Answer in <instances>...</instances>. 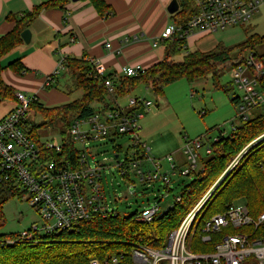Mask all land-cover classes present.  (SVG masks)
Instances as JSON below:
<instances>
[{"label":"built area","instance_id":"2783aa9c","mask_svg":"<svg viewBox=\"0 0 264 264\" xmlns=\"http://www.w3.org/2000/svg\"><path fill=\"white\" fill-rule=\"evenodd\" d=\"M263 6L264 0H196L197 10L194 16L183 25L166 28L161 39L163 41L175 37L186 39L197 31L213 34L231 27L244 26L251 22ZM92 63L98 76H102L104 68L100 62ZM244 67L252 71L253 80L246 76ZM63 69V64L59 62L47 81L58 78ZM263 69V65L256 63L251 54L243 66L232 70L233 80L247 92L243 100L240 98L241 103L238 104L244 105L239 114L242 120L249 119L246 108L248 110L264 104V97L257 91L255 94L253 92V88L258 86L257 77L263 74ZM146 70L142 65H134L125 68L123 74L126 77H135L145 74ZM249 85L251 89H248ZM104 86L112 97L115 93L113 80L106 79ZM15 97L17 102L15 107L0 116V183L21 188L23 199L38 211L44 222L43 233L73 231L78 224L88 220L93 214L99 213L103 218L107 217L109 209L102 194V171L105 166L102 164L91 166L90 152L86 148L91 141L102 142L113 137L130 136L136 175L140 176L143 182L161 180L169 185L170 177L161 173L159 162L151 161L154 171L149 172L146 177L141 168L140 158L143 160L149 158L150 149L139 137V120L143 118L139 111H126L116 100L108 108H100L92 117L75 122L68 131L70 143L79 150L76 164L72 166L70 161H60L59 164L53 160L44 161V150L45 153L49 151L58 153L62 151L64 144L69 143L54 146L46 142L39 144L34 140L27 124L33 97H26L22 92H17ZM137 107L148 109L150 102L131 96L127 108ZM219 140L217 138L214 143ZM77 143L83 145V150L76 146ZM203 146L201 140L184 142L183 149L191 164L190 169L182 172L184 176L195 171L199 150ZM248 148L249 146L244 148L241 155L233 159L221 177L193 205L179 226L169 234L165 246L153 248L137 245L134 248L135 264H264V211L252 215L246 205L230 204L223 213L202 221V226L194 230L199 213ZM207 152L212 153V149L207 148ZM168 160L172 161V157ZM117 164L121 166V161ZM174 168L172 165V169ZM121 174L126 175L123 171ZM182 201L183 196L180 195L176 198L175 204ZM166 212L167 210L160 213L158 206L148 208L140 212L136 220L139 223L150 224ZM34 231L39 232V229L35 227ZM195 235L199 236L203 245L212 243L213 251L195 253L193 248L198 244L194 240ZM31 238V232L21 234L22 240ZM112 263L118 264L117 259H113ZM90 264L99 262L92 260Z\"/></svg>","mask_w":264,"mask_h":264},{"label":"trees","instance_id":"16d2710c","mask_svg":"<svg viewBox=\"0 0 264 264\" xmlns=\"http://www.w3.org/2000/svg\"><path fill=\"white\" fill-rule=\"evenodd\" d=\"M67 1L69 0H54L51 4L36 8L32 13L18 20L10 34L0 38L1 99H16L15 90L6 85L2 79V73L6 69L10 68V71L18 75L29 72L21 60H16L6 67L3 66L1 63L3 58L24 43L21 38L22 32L29 28L31 22L42 10L56 6L63 9ZM88 1L100 16L110 13L111 8L106 0ZM181 7V10L174 15L175 25L187 23L197 10L196 2L193 0H183ZM67 21L68 16H65L64 22ZM164 42L166 54L157 65L147 69L145 74L135 77L119 76L116 80L113 79V75L98 76L92 61L86 58H59L58 61L63 64V71L72 83L71 87L70 84L65 86V93L70 96L73 92L81 90L83 95L80 99L51 108L45 107L39 99L33 97V102L29 106L30 111L33 110L42 116L44 126L54 127L57 123H61L63 143H69L64 144L62 151L58 153L55 151L45 153L46 150H44V161L53 160L58 164L60 161H70V165L76 164L79 150L70 143L68 131L71 126L77 121L92 117L100 108H108L112 102L129 96L139 85L143 84L161 95L164 87L182 78L189 84L208 76L217 80L222 70L228 67L234 70L244 65V59L240 60L239 55L235 56L234 53L239 52L241 48L249 50L253 48L254 51L256 46L264 43V36L255 34L249 38L247 33V40L244 43L233 48H217L207 54L188 51L186 39L175 37ZM183 51L186 53L182 61H174V58L181 55ZM252 55L253 60L258 61L256 54L252 53ZM106 79H112L114 82L115 93L112 97L104 86ZM57 80L47 87L57 88ZM257 82L256 91L264 97V69L263 74L257 78ZM232 102L236 105L241 103L239 98L232 99ZM257 107L262 108L261 114L246 121L241 119L239 126L232 125L234 129L228 137L221 135L218 137L220 140L212 144V157L204 162L200 174L196 175L191 186L183 192L182 203L168 209L163 218L144 224L136 220L140 213L138 211L132 215L123 216L116 211L107 210L106 218L99 213L93 214L88 220L78 224L73 231H53L48 234L43 233L42 236L40 231H34L33 228L28 231L32 233V238L25 240H22L18 233L0 235V264H90L92 260H97L99 264H112L113 259H117L118 264H135L134 248L137 245L162 247L167 234L179 226L182 218L221 177L233 159L252 143L251 148L238 160L237 165L198 217H201L202 212L206 210L204 215L206 218L201 217L200 220H208L214 214L223 213L228 205L236 201L246 205L252 215L260 214L264 211V104L256 105L253 109ZM131 112H135V109ZM27 124L32 138L36 140L40 127L37 124L31 125L29 121ZM261 136L263 139H260ZM257 141L260 142L256 144ZM121 152V149L116 150V154ZM14 189L16 188L8 183H0V195L12 196ZM194 240L199 244L193 248L195 253L213 251L212 243L203 245L198 235H195Z\"/></svg>","mask_w":264,"mask_h":264},{"label":"rangeland","instance_id":"374dc122","mask_svg":"<svg viewBox=\"0 0 264 264\" xmlns=\"http://www.w3.org/2000/svg\"><path fill=\"white\" fill-rule=\"evenodd\" d=\"M258 19L259 16L253 17L251 24L229 28L225 32L215 34L214 38L224 43L223 48H233L247 40L246 32L249 38L255 34L260 37L264 36V19L260 20L259 23L257 22ZM201 49L206 48L201 46ZM158 50H163L161 44ZM215 50L199 51L194 45L190 52L207 54ZM185 53L186 51H183L181 55L176 56L174 61H182ZM252 53L256 54V60L260 61L264 67V43L256 46L254 51L253 48L251 50L241 48L234 55H239L240 60L244 59L245 61ZM12 54L3 58L1 61L3 66H9L8 64L15 60L17 53ZM258 61L255 62L259 63ZM244 69L246 76L253 80L252 71L246 67ZM8 70L11 69L8 68ZM222 71L217 80L208 76L189 84L186 79H179L164 87L162 95L155 94L151 88L147 90V86L141 84L131 95L118 100L122 107L127 106L131 96L141 97L150 102L148 111L144 107L139 111L143 114V118L139 120L141 128L139 137L151 149L150 158L160 163L161 173L170 178L169 185H167L161 180L143 182L142 178L136 175V170L133 167L135 158L131 155L132 142L130 136L113 137L102 142L99 140L91 141L86 146L90 152L89 162L91 166L94 167L96 164L105 166L102 171V194L109 211L113 210L123 216H128L136 211L142 212L156 206L159 207V212L163 213L175 206L176 198L191 186L196 175H199L203 169L204 162L212 157V153H208L207 148L212 149V144L219 136L228 137L233 131V124L239 126L241 123L239 114L244 105L238 106L232 102V99L238 96L239 99L243 100L247 92L240 88L238 82L233 80L231 68L228 67ZM68 79L69 77L63 71L58 77L59 87H65L69 84L71 87L72 83ZM248 89H251V85L248 86ZM253 92L256 93V88H253ZM82 95L83 91L81 90L73 92L69 102L80 99ZM25 96L32 97V95L27 94ZM0 100V116L13 109L17 104L16 100L13 99L0 98ZM43 104L46 105V103ZM129 109L126 108V111ZM245 110L248 112L249 118L263 112L261 107L248 110L246 108ZM28 121L31 125L37 124L40 127L35 138L39 144L41 142L50 143L54 146L63 144L64 138L61 136L63 125L61 123H57L54 127L44 126L42 116L33 110L30 111V109ZM263 137L261 136L260 139ZM195 140L203 141L204 146L199 150L195 171L184 176L182 172L191 168L188 156L183 149L184 142ZM260 141H257L256 144ZM252 144L249 145L247 151ZM76 146L83 150L82 144L77 143ZM117 149L122 150L119 154L121 166L117 164L115 159ZM169 157H172V161L168 160ZM172 165H174V169H172ZM142 170L145 177L149 172L154 171L151 160L145 159ZM122 171L126 176L121 174ZM135 186L136 189H134ZM12 194V196L0 195V235L17 233L21 235L37 227L40 235L43 236L44 222L38 211L23 199L24 194L20 187L14 189ZM233 204L244 205L239 201ZM205 213L206 210L202 212V218H206V216L204 217ZM201 217L197 218L195 231L202 226ZM168 236L169 234H167L163 246L167 244Z\"/></svg>","mask_w":264,"mask_h":264},{"label":"crops","instance_id":"0c3cea01","mask_svg":"<svg viewBox=\"0 0 264 264\" xmlns=\"http://www.w3.org/2000/svg\"><path fill=\"white\" fill-rule=\"evenodd\" d=\"M53 1L0 0V38L10 34L18 20L32 13L36 8L51 4ZM171 1L106 0L111 10L103 17L88 0L77 2L69 0L63 9L59 6L44 9L28 28L32 32L31 44L23 43L12 52L17 54L11 63L21 60L29 72L18 75L6 69L2 73V79L16 93L35 96L41 103H46L45 107L51 108L70 103L69 99L72 95L69 96L63 91L65 87H59L57 78L47 81L55 72L59 58H86L100 62L104 74L113 75L114 80L119 76L124 77L123 70L129 66L142 65L149 69L163 60L166 54V44L161 36L166 28L175 25V14L171 15L167 11ZM178 1L181 10L183 0ZM65 16H68L67 22H64ZM256 16H259L258 23L264 19V6L254 17ZM215 34L217 33L208 34L198 31L191 34L186 38L187 50H192L194 45L199 51L222 47L224 43L215 39ZM160 44L163 47L162 51L158 50ZM201 46L206 49L202 50ZM56 80L57 88L47 87ZM147 90L150 89L147 87ZM142 108L129 110L141 111ZM141 159L142 168L145 160ZM148 159L155 161L150 156Z\"/></svg>","mask_w":264,"mask_h":264},{"label":"water","instance_id":"95a60500","mask_svg":"<svg viewBox=\"0 0 264 264\" xmlns=\"http://www.w3.org/2000/svg\"><path fill=\"white\" fill-rule=\"evenodd\" d=\"M71 1L72 2H77L79 0H71ZM167 11L171 15H174V14L178 13L180 11L179 1L178 0H172L170 2V4H169L168 8H167ZM21 38H22L24 44H26V45L31 44V42H32V32L29 29L24 30L22 32V34H21ZM119 157H120L119 154H117L115 156V159L117 160L118 163L120 162ZM166 214H167V212L164 213L163 216L160 217V219L163 218Z\"/></svg>","mask_w":264,"mask_h":264},{"label":"clouds","instance_id":"9594fccd","mask_svg":"<svg viewBox=\"0 0 264 264\" xmlns=\"http://www.w3.org/2000/svg\"><path fill=\"white\" fill-rule=\"evenodd\" d=\"M119 159H120V157H119Z\"/></svg>","mask_w":264,"mask_h":264}]
</instances>
